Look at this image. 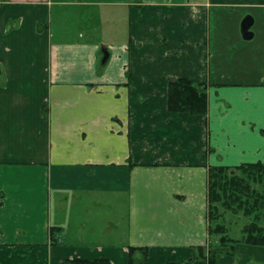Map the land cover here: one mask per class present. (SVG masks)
Segmentation results:
<instances>
[{
  "label": "crops",
  "instance_id": "obj_1",
  "mask_svg": "<svg viewBox=\"0 0 264 264\" xmlns=\"http://www.w3.org/2000/svg\"><path fill=\"white\" fill-rule=\"evenodd\" d=\"M213 10L232 11L237 56L264 61V0H0V264H128V246L207 264L209 167L264 162V73L214 78ZM181 77L208 83L206 114L169 110ZM216 264H264V246Z\"/></svg>",
  "mask_w": 264,
  "mask_h": 264
},
{
  "label": "trees",
  "instance_id": "obj_2",
  "mask_svg": "<svg viewBox=\"0 0 264 264\" xmlns=\"http://www.w3.org/2000/svg\"><path fill=\"white\" fill-rule=\"evenodd\" d=\"M208 83H196L181 77L169 82L168 108L191 115L206 114ZM242 214L249 219L239 238L228 233L225 213ZM208 228L210 236H219L215 244L196 247L198 260L216 264L219 255L235 256L238 243L264 246V162H246L236 166L213 165L208 169ZM58 227L50 228V243L57 244ZM149 247L128 246V264H144ZM64 264H111L106 258L70 257Z\"/></svg>",
  "mask_w": 264,
  "mask_h": 264
},
{
  "label": "rangeland",
  "instance_id": "obj_3",
  "mask_svg": "<svg viewBox=\"0 0 264 264\" xmlns=\"http://www.w3.org/2000/svg\"><path fill=\"white\" fill-rule=\"evenodd\" d=\"M231 12L232 11L220 12L217 10H215V11L213 10V12H212V18H211V20H212V23H211L212 32H213V35L216 36L218 34V36L220 37L219 47H220L221 51L218 53V51H215V49L217 50L216 46H213L212 47L213 52H212L211 59L214 63H216L219 59H221L222 63H223L222 64L223 71L221 72V75L218 77H214V78H216V79L219 78L220 80H227V81L237 80V81H242V82H255L258 79V77L262 73H264V61H262L260 59V56L258 54L255 56V58H253V56H251V57L237 56L235 49L238 46H235V45L230 46L231 43H229V42H227L229 44L226 43V40H228V36L226 35V33L228 31L234 30L233 26L236 24V23H234V21H235L234 18H232V19L229 18V14ZM255 14L258 15V13H255ZM53 15L55 16V12ZM232 15H235V13ZM248 15H249V13L246 12L240 20V24H239L240 32H241L242 22L244 21V19ZM258 19H259L257 21L258 23L261 20H264V14H262ZM258 23L254 27L252 26V30L253 29L257 30ZM261 23H262V21H261ZM53 26L55 29H57V27H58V25L55 23L53 24ZM261 27L264 28V24ZM254 47H258V45H255ZM250 53L252 54V52H250ZM214 69H215V67H214ZM216 79H214V80H216ZM223 222L229 228L228 229L229 235L233 238H239L242 235L241 230H242L243 226L247 222H249V219L247 217L243 216L242 214L235 215V214L227 212V213H225ZM218 238H219V236L214 235L212 237V241L216 243L218 241Z\"/></svg>",
  "mask_w": 264,
  "mask_h": 264
},
{
  "label": "water",
  "instance_id": "obj_4",
  "mask_svg": "<svg viewBox=\"0 0 264 264\" xmlns=\"http://www.w3.org/2000/svg\"><path fill=\"white\" fill-rule=\"evenodd\" d=\"M253 24V18L251 16H247L241 25L242 35L245 39H250L252 37V32L250 31V27Z\"/></svg>",
  "mask_w": 264,
  "mask_h": 264
}]
</instances>
